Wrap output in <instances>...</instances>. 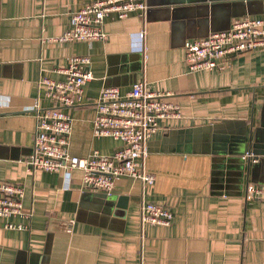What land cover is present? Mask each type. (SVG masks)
Instances as JSON below:
<instances>
[{
	"label": "crops",
	"instance_id": "crops-1",
	"mask_svg": "<svg viewBox=\"0 0 264 264\" xmlns=\"http://www.w3.org/2000/svg\"><path fill=\"white\" fill-rule=\"evenodd\" d=\"M85 1L0 0V181L22 184L33 211L28 229L6 228L0 218V264H264V200L245 194L248 180L264 183V152L249 163L245 141L219 150L205 137L246 133L248 140L252 127H263L264 46L231 56L223 70H191L185 60L188 39L228 29L238 17H264V0H146L143 15H108L106 39L54 40ZM76 54L91 56L94 78L81 102L67 107L72 154H110L121 144L93 133L106 86L124 94L144 81L179 103L180 114L147 141L143 165L156 174L153 184L121 175L108 194L83 188L78 168L70 181L29 169L36 120L27 109L42 92L39 78H63L58 69ZM41 103L50 101L41 94ZM147 201L169 206L172 222L144 223Z\"/></svg>",
	"mask_w": 264,
	"mask_h": 264
},
{
	"label": "built area",
	"instance_id": "built-area-1",
	"mask_svg": "<svg viewBox=\"0 0 264 264\" xmlns=\"http://www.w3.org/2000/svg\"><path fill=\"white\" fill-rule=\"evenodd\" d=\"M146 0H86L71 15L70 27L54 40L85 41L92 44L107 38L104 22L108 15L126 17L131 12L143 15ZM144 31L140 32L143 36ZM259 46H264V17L246 16L234 19L228 29L213 31L207 36L185 42V60L191 70L226 68L228 59ZM61 79L42 75L38 84L41 94L50 101L42 105L41 94L27 110L34 113V149L27 159L29 169L64 173L70 181L71 171H82L85 189L101 190L112 194L115 180L121 175L137 177L144 184H153L156 174L146 169L143 158L147 154V141L161 126V121L180 114V105L171 91L150 90L144 81H136L124 94L117 86L102 88L96 98L93 118L95 136H109L121 144L110 154L94 149L86 156L70 152L73 118L67 107L83 99L86 84L94 78L92 58L89 54H76L68 58L66 66L58 69ZM242 158L256 162L259 157L251 148ZM248 198L264 200V183L250 180L246 183ZM22 184L0 181V218L10 229H28L33 216L24 204ZM18 216L24 221H12ZM172 209L162 203H143L141 219L144 223L168 225L172 222Z\"/></svg>",
	"mask_w": 264,
	"mask_h": 264
},
{
	"label": "water",
	"instance_id": "water-1",
	"mask_svg": "<svg viewBox=\"0 0 264 264\" xmlns=\"http://www.w3.org/2000/svg\"><path fill=\"white\" fill-rule=\"evenodd\" d=\"M252 126H253V120H252ZM263 127H252L250 130L249 138L246 140V133L237 134V136L234 135H223L220 133L209 134L206 135V139L210 142V144L214 145L219 150H227V149H234L237 148L239 144L242 142H246V149L251 148L253 152L262 153L261 149H258V147L264 146V123L262 124ZM254 130V131H253ZM259 150V151H258ZM261 150V151H260ZM245 164L243 163L241 170L238 171V174L240 175V180L243 181V172H244ZM237 175V174H236Z\"/></svg>",
	"mask_w": 264,
	"mask_h": 264
}]
</instances>
